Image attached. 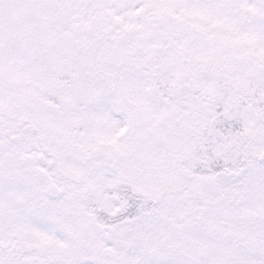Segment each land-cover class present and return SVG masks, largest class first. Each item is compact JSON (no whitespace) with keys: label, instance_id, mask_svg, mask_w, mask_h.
<instances>
[{"label":"snow or ice","instance_id":"obj_1","mask_svg":"<svg viewBox=\"0 0 264 264\" xmlns=\"http://www.w3.org/2000/svg\"><path fill=\"white\" fill-rule=\"evenodd\" d=\"M0 264H264V0H0Z\"/></svg>","mask_w":264,"mask_h":264}]
</instances>
